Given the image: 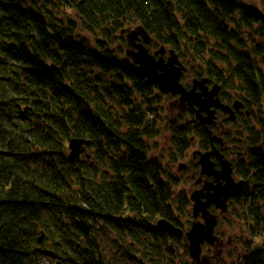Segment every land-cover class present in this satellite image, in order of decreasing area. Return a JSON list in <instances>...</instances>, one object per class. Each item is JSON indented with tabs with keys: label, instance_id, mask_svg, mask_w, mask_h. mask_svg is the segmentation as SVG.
<instances>
[{
	"label": "trees",
	"instance_id": "obj_1",
	"mask_svg": "<svg viewBox=\"0 0 264 264\" xmlns=\"http://www.w3.org/2000/svg\"><path fill=\"white\" fill-rule=\"evenodd\" d=\"M136 28L149 51L187 47L197 78L261 116L259 130L234 114L223 133L239 152L247 143V178L221 216L220 264H264V0H0V264H163L187 246L156 223L188 205L176 162L191 167L189 151L215 137L196 108L165 116L169 94L125 53ZM71 138L88 142L74 162Z\"/></svg>",
	"mask_w": 264,
	"mask_h": 264
},
{
	"label": "flooded vegetation",
	"instance_id": "obj_2",
	"mask_svg": "<svg viewBox=\"0 0 264 264\" xmlns=\"http://www.w3.org/2000/svg\"><path fill=\"white\" fill-rule=\"evenodd\" d=\"M136 44L139 45L140 40H136ZM150 49H148L149 51ZM185 50H188L187 47H182L180 46L178 48L177 51H174L172 49H168L167 51L164 49L161 52H154V51H149L150 53L154 54V58L156 60L158 59H163L164 63H167V60L170 58V55H172V57L176 60L177 64H175V66H178L179 68L182 67V74L180 76V84L186 89L189 90L192 86V84L194 82H200L201 79H206V83H205V89L206 92H210L213 87H218V94H217V98L220 101L221 104H223L224 106H227L229 108H231L232 106V102L234 100H237L238 103L242 104V108L234 111L233 113V117L234 114L236 115V117H243L245 120L251 122L252 125H254L256 127V129H261V125H260V119L261 116L258 115L256 112H254V117L250 114V110L246 108L245 103L239 99V95H236V92H232L230 90L226 91L225 89L221 88V85L214 82L213 80L206 78L203 74V76L201 78H197V74L199 73V69L197 67H200L199 63L195 60L193 62V58H188V56L184 53ZM136 51V49L134 50H130V52L132 54H134V52ZM191 61L193 63H191ZM199 92V90L197 91ZM167 99L169 98L170 101L169 103V107L168 109L171 107V111H177L179 104L177 102L178 96H172L171 94L166 95ZM162 101L160 102L161 105H159V108L163 111L164 113L166 112V98L165 97H161ZM227 99L229 101H227ZM176 101V102H175ZM236 102V101H235ZM155 106H157L155 104ZM195 109V108H194ZM232 109V108H231ZM198 110L197 108L195 109V111ZM251 110L256 111V107L251 106ZM194 111V112H195ZM210 111H214V118L212 120L211 126H206L204 129L205 133L206 132H212V135L215 137L214 140H212V137H210V139L207 138V142H204V149L200 150V144L198 147V142L195 146V149L191 150L190 154L192 155L194 152H199L201 155H205L207 154L206 157H204L202 159V161H206V165H209V167L211 168V171L213 173L218 172L221 168V162H226L229 164L230 168H231V178L233 179V182L242 183L241 186V191H243L242 189H244V183H245V178H247L246 175L240 174V169L238 168V159H246V146L247 143L243 142V144H241V147L244 148L243 151H238L237 148L235 146H233V143L231 144L230 142H228L225 137L223 136V133L225 130H230L231 125L233 124L232 122L234 121H238L237 118L231 119V115L228 113H224L222 112L220 109H214V108H210ZM246 111H248V113H246ZM201 116L206 118L207 115L205 113H201ZM255 117H258L259 119H255ZM239 125V123H238ZM209 127V128H208ZM209 129V130H208ZM259 133V131H258ZM207 134V133H206ZM232 139V138H231ZM230 139V140H231ZM161 146V145H160ZM163 151V149H162ZM240 155V156H239ZM219 158V160H218ZM156 161H158L159 164L162 163V169L159 172V177L160 180L164 182V173L166 171V163L169 162L170 160L169 158H166V155H164L163 157L160 158H155ZM191 167L189 166L188 161L187 162H176V166L175 168H177L180 164H183L185 166L184 171L186 172V174H179L176 173L175 176L177 178V186L180 187L183 185V183H185V181H188V186H190L189 188V192L185 191V193H188V199H187V206H182L183 209L181 212L178 211V207L179 205H174V206H170L171 209V213H169V220H167L170 224H172L175 228L179 229L181 231V235H179V237L185 238V234L188 232V230L190 229V227L192 226V224H194L195 222L197 223H201L202 225L206 224V220L203 218V214L198 210V212L195 214L194 211V200H191L190 197L192 194H196V196H206L212 193L211 191V187L216 186L218 183H220V185H224L225 182L222 180L216 181L214 176L212 175H206V174H202L201 173V167L198 165V162L200 160V157H198V155H196L195 157L191 156ZM203 170V169H202ZM184 175V178H183ZM243 175V176H241ZM179 178V179H178ZM190 181V182H189ZM218 182V183H217ZM179 190V189H178ZM180 191H183L182 189ZM241 193V192H240ZM236 196L232 197L235 198ZM230 198V199H232ZM205 198H200V202H204ZM229 201V200H228ZM232 201V200H231ZM196 208L198 209L197 205ZM228 207H226L227 209ZM205 211L208 213V215H212L214 216L216 223L212 229V234L213 236H217L219 239H221L222 241H224L223 244V248L220 249V254L219 256L221 257V260L218 261L217 263L215 262V260H213L212 256H210V259H204L201 264H220L222 261V258L224 255H222V252L224 251L225 247H230L231 242H230V238L228 236V233L226 231H224V233H222L223 231V227L221 226L220 220L218 221V219L220 218V216H222L224 212H221L219 209L215 208L213 205H210L209 207L205 208ZM210 212V213H209ZM189 214V215H188ZM218 218V219H217ZM158 220H163L161 218H158ZM157 220V221H158ZM223 225V224H222ZM173 235V234H170ZM222 235H224V237L222 238ZM176 236V235H175ZM172 239V238H170ZM172 246V244H171ZM201 249L204 253L208 254V250L209 247L206 244H202L201 245ZM173 251V250H172ZM207 254L205 256H207ZM160 259H162L163 264H191L192 262L190 260H183L181 256L178 257V254L176 251H173L172 254L170 253H166L163 254L159 257ZM149 260V259H146ZM141 262L144 263V260H141Z\"/></svg>",
	"mask_w": 264,
	"mask_h": 264
},
{
	"label": "water",
	"instance_id": "obj_3",
	"mask_svg": "<svg viewBox=\"0 0 264 264\" xmlns=\"http://www.w3.org/2000/svg\"><path fill=\"white\" fill-rule=\"evenodd\" d=\"M123 32V31H122ZM121 32V33H122ZM140 36L144 43H149L148 36L142 28H137L132 31L127 32V41L128 48L132 50L136 49V52L132 54L127 50L128 57L135 64L136 71L140 77L145 79L148 83L157 86L158 90L162 94H171L172 96H178L177 102L179 104L178 108L182 109L186 105L197 108L195 112L196 119L200 124L205 126H210L214 118V111H210V108L220 109L224 113L231 115L233 117V111L240 108V103L234 102L231 108L224 106L220 103L217 98L218 87H213L210 92H206L205 83L206 79H201L200 82H194L190 90H186L180 84V76L182 74V67L175 66L177 64L176 60L170 55V58L167 60V63L163 62V59L155 60L153 56L147 54L146 49L143 45L135 44L137 37ZM199 90V92H197ZM176 102V101H175ZM201 113L207 115L206 118L201 116ZM209 133V132H208ZM86 143L81 139H71L68 143V149L70 150L68 154V160L73 162L76 157L81 153V146ZM198 155L200 160L198 165L201 167V173L206 175L214 176L216 181L222 180L225 182L224 185L218 183L216 186L211 187L212 193L206 196H196L192 194L190 199L194 200V211L195 214L198 210L203 214V218L206 220V224L202 225L200 223L192 224L191 228L185 234L188 240L189 253L190 257L195 261L196 264H201L203 259L200 260V248L201 245L206 243L207 245L213 246L215 243L216 246L223 245V241L219 240L212 234V229L216 223L214 216L208 215L205 211V208L213 205L215 208L219 209L221 212H224L227 207L228 200L234 196H238L241 192L242 183H234L231 178V168L228 163L221 162V168L218 172L213 173L209 165H206V161H202L204 157L207 156L201 155L199 152H194L193 157ZM219 160V158H218ZM185 166L180 164L179 169H184ZM203 169V170H202ZM200 198H205L204 202H200ZM196 205L198 209L196 208ZM156 227L162 230L165 233L180 235L181 231L175 228L172 224L165 220H158Z\"/></svg>",
	"mask_w": 264,
	"mask_h": 264
},
{
	"label": "bare ground",
	"instance_id": "obj_4",
	"mask_svg": "<svg viewBox=\"0 0 264 264\" xmlns=\"http://www.w3.org/2000/svg\"><path fill=\"white\" fill-rule=\"evenodd\" d=\"M243 106H242V104L240 105V108H242ZM196 112V111H195ZM246 113H248V111H246ZM167 116H172L173 115V113H172V111L171 112H168L167 114H166ZM165 115V116H166ZM163 117V116H162ZM71 139H75V140H77V139H79V138H71ZM70 139V140H71ZM69 140V141H70ZM81 140H84V139H81ZM69 141H68V143H69ZM86 143H84L82 146H81V153L78 155V157H76L75 159H74V161L76 160V159H78L79 160V158H82V153H83V146L84 145H86V144H88V142L86 141V140H84ZM191 152L189 151V156H190V159H191V154H190ZM82 155V156H81ZM86 158L87 159H89L90 157H89V155L88 156H86ZM73 161V162H74ZM210 213V212H209ZM218 220H221V217L218 219ZM195 223H197V222H195ZM201 224V223H200ZM222 224V223H221ZM191 228V227H190ZM182 234V233H181ZM180 234V235H181ZM179 236V235H178ZM176 247V246H175ZM213 247V248H212ZM186 248H187V250H186ZM173 249V251H176V252H178L179 250H182L183 251V256L187 259V260H190V261H194L191 257H190V253H189V246L187 245V246H183L182 248H178V247H176V248H172ZM209 249L210 250H208V254L207 253H204L203 251H202V249L200 248V254H199V257H200V260L201 259H210V256H212V258H213V260H215V262L217 263L220 259H221V257H216V255H217V250H214V246H210L209 247ZM188 251V252H187ZM207 254V256H205ZM134 258H136L137 259V257L134 255L133 256ZM114 259V258H113ZM219 259V260H218ZM222 261H223V259H222ZM221 261V262H222ZM150 262H151V259H149V260H144V263L143 262H141V264H150ZM108 263V262H107ZM118 263V262H117Z\"/></svg>",
	"mask_w": 264,
	"mask_h": 264
},
{
	"label": "rangeland",
	"instance_id": "obj_5",
	"mask_svg": "<svg viewBox=\"0 0 264 264\" xmlns=\"http://www.w3.org/2000/svg\"><path fill=\"white\" fill-rule=\"evenodd\" d=\"M137 29V28H136ZM135 30V29H134ZM171 110L172 109H167V112L165 113V115L168 113V112H171ZM174 111V110H173ZM172 111V113H173V115L172 116H175L176 115V112L174 111L173 112ZM162 127V126H161ZM163 137L164 136H162V139H163ZM164 139H165V137H164ZM167 142V141H166ZM159 144L160 145H162V146H165V141H163V140H161L160 142H159ZM158 149V147H156V150ZM193 150L195 149V147H193L192 148ZM188 157H189V155H188ZM188 160H186V161H184V162H187ZM176 174V173H175ZM183 177H184V175H183ZM190 182V181H189ZM182 187V189H184V190H186V191H188L189 190V188H190V186H188V181H185V183H183V185L181 186ZM189 192V191H188ZM188 194V193H187ZM227 205V204H226ZM172 248H176L175 247V245H172ZM213 248V247H212ZM220 249H221V246H214V250H217L218 252H217V255H216V257H220L219 256V254L221 253L220 252ZM177 254H178V257L179 256H181L182 257V259L183 260H186V258L183 256V251L182 250H179L178 252H177ZM222 259H224V256H223V258ZM219 260V259H218ZM221 260V259H220ZM219 260V261H220Z\"/></svg>",
	"mask_w": 264,
	"mask_h": 264
}]
</instances>
